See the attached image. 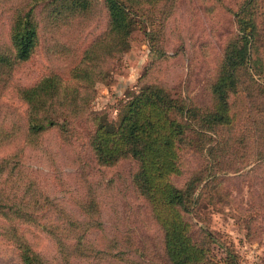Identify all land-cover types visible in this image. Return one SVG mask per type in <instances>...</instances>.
<instances>
[{"label":"trees","instance_id":"trees-1","mask_svg":"<svg viewBox=\"0 0 264 264\" xmlns=\"http://www.w3.org/2000/svg\"><path fill=\"white\" fill-rule=\"evenodd\" d=\"M179 1L0 0L7 23L0 32V240L16 249L21 264H239L227 248L222 263L215 261L210 245L220 241L192 216L201 200L221 196L227 173L246 167V174L259 175L243 210L246 226L257 224L253 232L264 234V0L226 7L234 30L204 83L209 104L203 107L192 97L176 98L156 75L171 56L167 25ZM99 19L102 30L88 32ZM137 28L151 63L113 120L93 108L97 86L110 82L113 62ZM40 46L49 66L34 82L14 84L16 69ZM11 86L20 105L3 100ZM51 132L79 168L81 192L70 201L75 212L23 161ZM191 155L201 161L177 185L174 177L183 175ZM125 160L134 163L130 185L160 231L154 260L130 240V229L109 231L103 221L104 170ZM54 170L60 186L62 172ZM40 235L50 240L52 255L37 248Z\"/></svg>","mask_w":264,"mask_h":264},{"label":"rangeland","instance_id":"rangeland-1","mask_svg":"<svg viewBox=\"0 0 264 264\" xmlns=\"http://www.w3.org/2000/svg\"><path fill=\"white\" fill-rule=\"evenodd\" d=\"M235 0H180L167 25L166 49L171 55L162 63L156 75L167 84L176 98L188 96L194 98L200 106H206L208 97L204 83L214 73L216 58L228 34L234 30L232 16L226 7H234ZM0 32L6 33V14H0ZM104 26V20L99 19L88 30L98 33ZM87 32V33H88ZM43 41V40H42ZM44 42V41H43ZM43 46H40L34 56L20 65L14 74V84H29L37 80L49 66ZM151 63L149 49L140 29H135L130 37L127 51L113 62L111 80L107 85L97 86V95L93 102L96 110H106L115 120L118 117L116 108L126 100V93L138 88L139 76ZM3 100L20 105L16 93L11 86ZM79 134L85 136L83 128L78 127ZM81 155H84L81 154ZM84 160L93 164L90 153L84 155ZM29 170L34 171L39 180L48 186L53 196L63 199L70 212H75L72 198L81 192L80 172L72 164V154L58 136L53 132L44 135L41 144L35 149H27L24 160ZM200 158L191 155L184 158V173L174 177L177 185L184 183L188 169L198 167ZM57 167L62 172V185L54 172ZM250 167L238 172H229L223 177L221 196L214 194L213 203L201 200L197 206V217L192 216L193 223L205 227L214 233L220 241L210 245L215 261L225 257L223 249H231L239 264H264V234L260 230L253 232V227L247 228L244 208L250 198L257 192L258 172L246 174ZM134 169L132 161H122L115 168L105 169L108 180L102 194L103 221L111 231L119 227L121 231L130 229V240L153 260L157 259V249L160 244V231L152 220L145 202L136 194L130 185V173ZM225 178V179H224ZM109 179L112 182L109 183ZM261 219V218H258ZM196 235L199 233L196 230ZM37 248L45 254L52 255L54 248L50 240L40 235ZM200 234H198V237ZM221 245V246H220ZM146 248L147 250L145 251ZM0 264H21L16 249L0 240Z\"/></svg>","mask_w":264,"mask_h":264}]
</instances>
